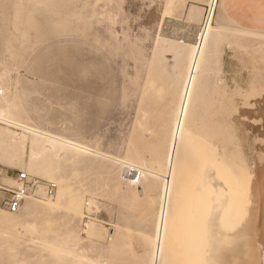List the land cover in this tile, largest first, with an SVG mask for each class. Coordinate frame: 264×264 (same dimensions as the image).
Wrapping results in <instances>:
<instances>
[{
  "label": "rangeland",
  "instance_id": "obj_1",
  "mask_svg": "<svg viewBox=\"0 0 264 264\" xmlns=\"http://www.w3.org/2000/svg\"><path fill=\"white\" fill-rule=\"evenodd\" d=\"M190 1L205 5L188 8ZM208 1L0 0V102L17 96L33 125L109 156L61 151L32 161L27 151L20 159L0 157V186L14 188L19 171L41 180L30 195L36 213L28 216L26 203L20 212L35 228L18 225L16 232L0 225V264H104L105 258L141 264L139 245L154 246L162 179L150 178L151 198L138 201L128 165L115 158H145L161 169L184 58L158 48L157 37L179 48L197 43ZM218 3L212 25L223 27L220 36L211 31L215 41L209 40L201 78L222 76L228 61L249 88L235 82L227 91L219 80L218 111H199L207 102L200 85L210 82L200 78L196 132L181 156L165 264L216 262L223 232L248 221L245 206L250 198L256 203L251 180L258 176L263 196L255 207L264 215V32L221 20ZM58 178L73 195L45 214L42 204L56 197ZM47 182L57 184L55 195H46ZM0 212L10 214L1 204ZM241 242L236 237L235 248Z\"/></svg>",
  "mask_w": 264,
  "mask_h": 264
},
{
  "label": "bare ground",
  "instance_id": "obj_2",
  "mask_svg": "<svg viewBox=\"0 0 264 264\" xmlns=\"http://www.w3.org/2000/svg\"><path fill=\"white\" fill-rule=\"evenodd\" d=\"M217 3L218 0L208 1L207 4L209 5V10H208L209 12H207L208 15L201 33L200 34L198 33L199 38L197 43L190 44L183 42L184 45L182 46V48H179L176 47V45H174L173 39L164 37L161 34L159 35V37H157L158 35L156 36L158 40H157V44L156 43L155 44L157 45L158 48L170 53L175 57V59H179L181 57L184 58L183 61L184 64L182 66V70L179 71L180 78L175 93L174 107H171L173 109L170 110L171 122L167 137L168 139L166 145V153L164 155V162L163 165L161 166V169H156L149 166L144 160L145 158L140 159L138 161L131 160L130 158H126V159L115 158L117 162H121L128 166H136L141 170L142 179L139 185L134 184L137 187V190L135 191L134 195H135V199L138 201L146 202L151 198L150 195L152 193L151 188L150 186L146 185V183L150 180V178L155 180L157 177H160L162 179V184L160 186L159 193L156 196L157 201L159 203V207L157 210V219L154 228L155 230L154 238H153L154 246H152L151 241L148 243L145 242L141 246L139 245V249H140L139 252L142 254V258L140 259L141 264H157L159 261L163 263L161 260L163 259V255L165 254L163 253V251L164 248L166 247V233H168L167 227H168V222L170 220L169 218L171 216L170 213L172 210V203H175L173 202L174 193L177 185V177L180 168L181 156L182 153L187 148L190 147L192 135L196 132L195 125L197 123V117L199 116V114L197 112L196 109L197 107L195 105V102L199 95L198 88H199L200 78L206 60L205 59L206 55H208L207 51H208L209 43H211L209 42V40H211V38L213 37L211 31L214 30L213 33L216 32L215 35H219L221 33V28L223 27V25L221 24L215 27L212 25ZM243 30L248 33L255 32L246 29ZM211 41H213V39ZM18 100L19 98L17 96H14L9 98H3L2 101L0 102V123L7 126V127L0 126V157L20 159L24 157L23 154L26 153L27 151H29L30 154L29 158L32 161L42 159L44 156H46L43 154H47V153L56 154L61 151H76L87 155L95 154V155H102L104 157H109L99 149L91 148L89 146H86L85 144L78 143L74 141L75 139L74 140L70 139V137L67 138V137L59 136L57 134L51 133L50 131L43 130L42 128L36 126V124L33 125L31 123L30 118L26 116V111L21 107ZM11 128H14L16 130H13ZM256 172L260 174V170H255L254 173L256 174ZM260 177L261 176H258V180L255 182H253L254 181L253 179L251 180L252 198L255 200L256 202L255 204H257V200H260V198H262L263 196L262 193L263 187ZM57 180L59 182V186H58L59 189L56 197L53 199H48L44 204H42L43 213L45 214H48L53 211H57L60 207H64V205L67 204L66 202H68V200L73 195V191L65 187V182H63L61 178H58ZM31 197L32 196L27 197L25 201L26 209L28 211V216H32L36 213V208L38 205V203L32 200ZM232 203L234 202L232 201ZM255 204L253 206L252 200L250 198L249 207L251 210H249L248 206L244 205L246 208L245 212L247 211L250 212L249 218L254 219L260 214L262 215V217H264L262 211L261 213H259L258 209L255 207ZM229 205L227 210H225L226 211L225 214L227 216H230V213L232 212L231 211L232 207L235 206V203L232 207L231 206L229 207ZM237 207L238 206L236 205L234 207L235 210L233 209V211L234 212L238 211L240 213V210H238ZM238 208L241 209V205H239ZM21 210L18 213H10V214L0 212V225L2 227H5L6 229L9 228L11 230L17 229L18 225L24 226L23 228H27L29 226L35 228L36 226L34 224L35 221L33 222L27 219L20 218ZM238 227L239 226H231L230 227L231 229L227 228L226 230L233 232L236 231ZM88 228H92V227L88 225ZM29 236L31 235L29 234ZM23 238L24 237L22 236L21 239ZM9 240L11 241L10 238ZM176 253L177 254H173V255L177 259L184 258V253H180V252H176ZM186 253L187 252H185V257L187 258ZM194 256L195 258H197L198 256L197 250ZM262 257L264 259V255ZM103 263L108 264V260L105 258V260H103ZM192 264H198V263H192ZM210 264H216V262H214L213 260L210 261Z\"/></svg>",
  "mask_w": 264,
  "mask_h": 264
},
{
  "label": "crops",
  "instance_id": "obj_3",
  "mask_svg": "<svg viewBox=\"0 0 264 264\" xmlns=\"http://www.w3.org/2000/svg\"><path fill=\"white\" fill-rule=\"evenodd\" d=\"M204 5L205 2L190 1L188 8L203 9ZM218 8L221 20L230 21L241 29L264 32V0H219ZM229 63L223 62L222 76L211 73L201 78L210 82L200 85V94L206 97L207 102L205 107L198 108L199 111H218V90L219 86H223L219 80L226 84L227 91L235 89V82L242 89L249 88L244 82L245 75L232 69ZM239 227L233 232H223L221 253L216 258V264H264V217L260 214L254 219L248 218L242 229L239 230ZM236 237L242 240L237 248L234 246Z\"/></svg>",
  "mask_w": 264,
  "mask_h": 264
},
{
  "label": "built area",
  "instance_id": "obj_4",
  "mask_svg": "<svg viewBox=\"0 0 264 264\" xmlns=\"http://www.w3.org/2000/svg\"><path fill=\"white\" fill-rule=\"evenodd\" d=\"M125 175L132 184L139 185L142 179V172L136 166H127L125 168ZM16 183L17 185L14 188L0 186V204L9 213H18L21 210L27 197H29L32 191L40 185L41 180L31 176L28 172L19 171ZM45 188L46 194L53 196L57 191V184L54 182H47ZM157 264L165 263L159 261Z\"/></svg>",
  "mask_w": 264,
  "mask_h": 264
}]
</instances>
